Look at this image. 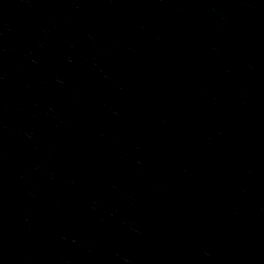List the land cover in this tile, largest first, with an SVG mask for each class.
Listing matches in <instances>:
<instances>
[{
  "label": "water",
  "instance_id": "1",
  "mask_svg": "<svg viewBox=\"0 0 264 264\" xmlns=\"http://www.w3.org/2000/svg\"><path fill=\"white\" fill-rule=\"evenodd\" d=\"M0 264H264V0H0Z\"/></svg>",
  "mask_w": 264,
  "mask_h": 264
}]
</instances>
